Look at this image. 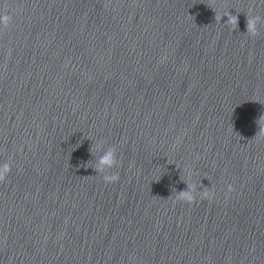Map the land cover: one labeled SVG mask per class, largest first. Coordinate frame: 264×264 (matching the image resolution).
I'll return each instance as SVG.
<instances>
[{
  "label": "clouds",
  "instance_id": "9594fccd",
  "mask_svg": "<svg viewBox=\"0 0 264 264\" xmlns=\"http://www.w3.org/2000/svg\"><path fill=\"white\" fill-rule=\"evenodd\" d=\"M11 21V17L7 14L0 15V30L3 28H7ZM260 21L259 17L247 18L246 28L247 33L253 37L258 35L257 24ZM230 22L237 23V18L233 17ZM261 131H264L262 129ZM93 151V149H90ZM95 152L99 153L98 158L96 159L94 170L96 173L103 174L102 179L106 184L116 183L119 181L120 177L116 173L109 174L108 170L114 169L118 165L117 160V150L114 146L105 147V143L103 140H100L95 145ZM12 165L8 162L0 163V183H3L11 172ZM207 189H203L199 191V197L201 199L212 200L215 198V193ZM197 188L192 185H188V189L186 191H182L178 193V198L181 200H185L189 203L196 202L197 196ZM233 188L231 185H228V192H232Z\"/></svg>",
  "mask_w": 264,
  "mask_h": 264
}]
</instances>
